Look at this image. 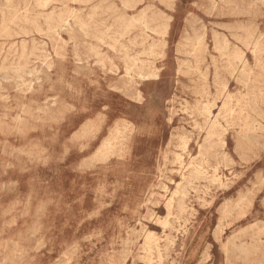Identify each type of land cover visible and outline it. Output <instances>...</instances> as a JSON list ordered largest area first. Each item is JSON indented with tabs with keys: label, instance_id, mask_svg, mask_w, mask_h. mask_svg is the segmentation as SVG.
Wrapping results in <instances>:
<instances>
[{
	"label": "rangeland",
	"instance_id": "374dc122",
	"mask_svg": "<svg viewBox=\"0 0 264 264\" xmlns=\"http://www.w3.org/2000/svg\"><path fill=\"white\" fill-rule=\"evenodd\" d=\"M46 1L0 0V264H264V0Z\"/></svg>",
	"mask_w": 264,
	"mask_h": 264
},
{
	"label": "bare ground",
	"instance_id": "6f19581e",
	"mask_svg": "<svg viewBox=\"0 0 264 264\" xmlns=\"http://www.w3.org/2000/svg\"><path fill=\"white\" fill-rule=\"evenodd\" d=\"M79 1V0H78ZM222 1V0H221ZM228 0H226V3H229V2H227ZM255 2V1H254ZM258 2V1H257ZM260 2H261V0H260ZM224 3V2H223ZM259 3V2H258ZM41 4H42V6L43 7H46L47 5H48V1H46V0H41ZM255 4V3H254ZM227 5V4H226ZM253 5V4H252ZM261 5V4H260ZM77 7V6H76ZM161 7V6H160ZM236 7H238V5L236 6ZM236 7H234V8H236ZM210 8V7H209ZM166 9V8H165ZM242 9H243V7H242ZM212 10H214V9H212ZM238 10V9H237ZM168 11V10H167ZM243 12H244V10H242ZM24 12V11H23ZM208 12V11H207ZM213 12V11H212ZM233 12V11H232ZM239 12V11H238ZM241 12V11H240ZM247 12H249V10L247 11ZM21 13V12H20ZM209 13V12H208ZM203 14H206V13H204L203 12ZM227 14V13H226ZM235 14V13H234ZM244 14V13H243ZM248 14V13H247ZM255 14V13H254ZM191 15V14H190ZM228 15V14H227ZM238 15V14H237ZM244 15H246V14H244ZM250 15H251V13H250ZM233 16V15H232ZM231 16V17H232ZM184 17V16H183ZM209 17V16H208ZM236 17V16H235ZM245 17V16H244ZM183 19V18H182ZM192 19V18H191ZM15 20V19H14ZM194 20V19H193ZM208 20V19H207ZM214 20V19H213ZM216 20V19H215ZM214 20V21H215ZM196 21V20H195ZM225 21V20H224ZM228 21H230V20H228ZM136 22H138V23H143V24H147L146 23V21H145V18H140L139 20H137ZM201 22H202V20H201ZM200 22V23H201ZM66 23H68V22H66ZM65 23V24H66ZM208 23V22H207ZM231 23V22H230ZM216 24V23H215ZM228 24V23H227ZM184 25V24H183ZM207 25V24H206ZM1 26V25H0ZM130 26L131 25H129V26H127L126 27V29H125V34L130 30L129 28H130ZM227 26V25H226ZM243 26V25H242ZM228 28V27H227ZM243 28V27H242ZM250 28V27H249ZM248 28V29H249ZM218 29V28H217ZM221 29V28H220ZM256 29V28H255ZM262 29V28H261ZM228 30H230V29H228ZM23 31V30H22ZM41 31V30H40ZM168 27H167V25H163V26H161L160 28H158L157 30H155V31H153V32H155L156 34H159V35H162V36H167V34H168ZM5 33V32H4ZM180 35V34H179ZM5 36V35H4ZM39 36V35H38ZM225 36V35H224ZM9 37V36H8ZM19 37V36H18ZM17 37V38H18ZM64 37V36H63ZM179 37V36H178ZM234 37V36H233ZM41 38V37H40ZM187 38V37H186ZM200 38V37H199ZM1 39V38H0ZM44 39V38H43ZM46 40V39H45ZM87 40V39H86ZM236 41H238V40H236ZM260 41V40H259ZM134 42V41H133ZM177 42V41H176ZM203 42H204V37H202V38H200L194 45H193V47H194V49H193V51L191 52V55L192 56H194V57H198V55H199V51H200V49H201V47H202V45H203ZM250 42H252V41H250ZM250 42H249V45H250ZM21 44H22V42H20ZM259 47H261L260 46V44H258L257 43V45H256V47L255 48H259ZM221 48V47H220ZM226 48V50H227V48L228 47H224L223 49H225ZM254 48V47H253ZM155 49H156V45H150V48H149V50H146V52L144 53V54H148V55H150V56H153L154 54H155ZM246 49V48H245ZM50 51V50H49ZM255 51H256V49H255ZM218 52V51H217ZM253 52V51H252ZM251 52V53H252ZM16 53V52H15ZM250 53V54H251ZM254 53V52H253ZM252 53V54H253ZM218 55V54H217ZM229 55V54H228ZM22 56V55H21ZM177 56V55H176ZM243 56V55H242ZM240 54H238V51H237V53H235L234 54V56H233V60H241V57H242ZM250 56V55H249ZM262 56V55H261ZM174 57V56H173ZM6 58V57H5ZM229 58H231V57H229ZM28 60V59H27ZM73 60V59H72ZM174 60V59H173ZM253 60V59H252ZM246 62H248V61H246ZM245 62V63H246ZM249 63V62H248ZM177 64V63H176ZM148 63H147V61L145 60V59H143V58H137V57H135V58H133V59H130V60H128L127 62H126V68H125V70H126V75L127 76H129L133 81H135V83L136 84H143V85H151V84H155L159 79H160V73L158 72V70H154V69H152V68H148ZM238 65H239V62H238ZM246 66V65H245ZM20 68V67H19ZM237 68V67H236ZM24 69V68H23ZM19 70V69H18ZM35 70V69H34ZM28 71V70H27ZM245 71V70H244ZM12 72V71H11ZM28 72H30V71H28ZM183 72V69L182 68H180L179 69V73L181 74ZM230 73V72H229ZM239 73H241V72H239ZM246 73V72H245ZM243 74V73H242ZM6 76V75H5ZM19 76V75H18ZM241 76V75H240ZM244 76H246V75H244ZM15 77V76H14ZM3 78H6L7 79V77H3ZM17 78V77H16ZM20 78V77H19ZM245 79V78H244ZM9 80V79H8ZM246 80V79H245ZM223 82V81H222ZM222 82H220V84L222 83ZM247 83V82H246ZM223 84V83H222ZM235 84V83H234ZM247 85V84H246ZM223 86H224V84H223ZM234 87V86H233ZM226 88V87H225ZM235 89V88H234ZM225 91V90H224ZM205 95V94H204ZM227 95H228V93H227ZM133 98H135L136 100H137V102H139V103H142L143 102V100H144V96H143V92L141 91V90H139V89H136L135 91H134V93H133ZM233 96V95H232ZM218 97V96H217ZM228 97V96H227ZM43 98V97H42ZM230 98V97H229ZM228 98V99H229ZM218 99H219V97H218ZM231 99V98H230ZM229 99V100H230ZM234 99V98H233ZM153 100V99H152ZM232 100V99H231ZM229 103V102H228ZM165 104H166V102H165ZM211 104H212V102H211ZM218 104H219V102H218ZM230 104H231V102H230ZM150 105V104H149ZM132 107L134 108V109H136V108H138L139 106H136V105H132ZM221 107V106H220ZM149 108V107H148ZM236 108V107H235ZM235 108L233 109V108H229V107H226V114L228 115V116H235V113H237L238 112V114H242L243 115V113H244V109H240L239 111H237V110H235ZM166 110V109H165ZM219 110V109H218ZM165 112V111H164ZM216 112V111H215ZM181 115V114H180ZM164 117V116H163ZM163 117H162V119H163ZM167 120V119H166ZM225 120V119H224ZM224 124H225V122H224ZM220 126V124H219V122H213L212 123V125L209 127V129H208V132L206 133L207 134V136H208V143L206 144V146L205 147H202V148H200V146H199V148L201 149V150H199L200 151V154H199V159L198 160H192L189 164H188V170H191L192 172H194L195 174H202V173H205V170H204V162H205V159L208 157V156H210L211 154H213L212 152H213V141H214V139H215V137L217 136V128H220L219 127ZM167 127V126H166ZM186 127V126H185ZM257 127V126H256ZM132 128H133V124H132V122H126L125 124H124V126H122L121 128H119V129H117L116 130V132L114 131V134L115 135H113V139H109L110 141L107 143V144H105L104 146H102V148H101V150L100 151H98V153L100 154V155H105L107 152H109L110 150H112V148H113V143H114V141H117L116 140V138H115V136L116 135H120V133L121 132H126V131H131L132 130ZM168 128V127H167ZM234 128H235V126H234ZM96 130V126H94V127H86L85 129H84V133L87 135V134H91L92 132H94ZM122 130H124V131H122ZM182 130V129H181ZM225 133V132H224ZM170 134V133H169ZM223 134V133H222ZM224 135V134H223ZM249 135V134H248ZM221 137V136H220ZM220 137H219V139H220ZM249 137H250V135H249ZM254 137V136H253ZM178 138V137H177ZM252 138V137H251ZM250 138V139H251ZM241 139V138H240ZM248 139V138H247ZM249 139V140H250ZM257 139H258V137H257ZM256 139V140H257ZM220 140H222V139H220ZM254 140H255V137H254ZM219 141V140H218ZM185 142V141H184ZM224 143V142H223ZM258 143V142H257ZM256 143V144H257ZM180 144H181V142H180ZM254 144V143H253ZM217 146H219V145H217ZM262 147H264V146H262ZM182 153L184 152V153H186L187 152V149H188V143H183V145H182ZM233 150V149H232ZM113 151V150H112ZM174 156H176V153H175V155ZM196 156V155H195ZM105 157V156H104ZM178 157V158H177ZM198 157V156H197ZM211 157V156H210ZM95 158V157H94ZM175 158H177L178 160H179V162H180V165H181V168L182 169H184L186 166H184V162H183V159H182V154H179V155H177ZM192 158H194V157H192ZM224 158H225V156H224ZM239 158V157H238ZM104 159V158H103ZM178 162V163H179ZM229 163V162H228ZM259 163V162H258ZM231 164V163H230ZM217 170V169H216ZM178 173H179V171H178ZM183 174V173H182ZM191 178V177H190ZM212 179V178H211ZM218 178H216V180H217ZM168 180V182H169V179H167ZM190 180V179H189ZM173 181V180H172ZM211 182H213V181H211ZM173 183V182H172ZM188 183H189V181H188ZM191 183V182H190ZM217 183V182H216ZM181 184V183H180ZM222 184V183H221ZM178 185H179V182H178ZM188 185V184H187ZM189 186V185H188ZM176 187V186H175ZM166 188V187H165ZM177 188V187H176ZM179 188V187H178ZM182 188H185V187H182ZM181 189V188H180ZM175 190V189H174ZM184 190V189H183ZM166 191V190H165ZM173 192H175V191H173ZM195 192V191H194ZM176 195H177V193H175ZM175 194H173V195H175ZM150 195H152V194H150ZM179 195H182V194H179ZM263 195V194H262ZM182 198H183V196H182ZM261 198V197H260ZM170 199H171V197H170ZM202 200V199H201ZM179 203V202H178ZM182 204V203H181ZM258 204V203H257ZM174 200L173 199H171L169 202H168V204H167V209H169V211L171 212L173 209H174ZM158 206V205H157ZM185 206V205H184ZM182 207V206H181ZM187 208V207H186ZM182 211V210H181ZM169 213V212H168ZM182 213H184V212H182ZM165 214V213H164ZM181 214V213H180ZM185 214V213H184ZM166 215V214H165ZM182 215V214H181ZM180 215V216H181ZM217 215V214H216ZM168 216V215H167ZM218 216V215H217ZM168 218H169V216H168ZM163 219L165 220V218L163 217ZM250 219V218H249ZM156 220V219H155ZM167 220V219H166ZM165 220V221H166ZM216 220V219H215ZM157 221H158V219H157ZM148 222V221H147ZM155 222V221H154ZM162 222V221H161ZM161 222H159V223H161ZM245 222H246V220H245ZM183 223H185V222H183ZM164 225H166V223L164 224ZM171 225V224H170ZM178 225V224H177ZM167 226H168V224H167ZM168 228V227H167ZM29 229V228H28ZM176 232H178V231H176ZM154 232H152V234H153ZM151 234V235H152ZM166 235V234H165ZM168 235V234H167ZM219 235V234H218ZM150 236V235H149ZM169 236V235H168ZM171 236V235H170ZM156 237L157 236H155L154 238V241L156 240ZM148 238V237H147ZM147 238H145V239H147ZM169 238V237H168ZM215 238V237H214ZM143 240V239H142ZM157 240H158V238H157ZM170 240H171V238H170ZM147 241V240H146ZM249 241V240H248ZM148 242V241H147ZM149 242H151V239L149 240ZM155 242H158V241H155ZM170 242V241H169ZM222 242V241H221ZM233 242V241H232ZM170 243H172V242H170ZM127 244V243H126ZM132 244V243H131ZM149 244V243H148ZM155 244V243H154ZM241 244V243H240ZM125 245V244H124ZM146 245V244H145ZM167 248V247H166ZM171 248V247H170ZM169 248V249H170ZM158 249V248H157ZM127 250V249H126ZM72 251H74L73 249H72ZM150 251V250H149ZM152 251V250H151ZM220 251V250H219ZM228 252V255H229V257H230V251L228 250L227 251ZM128 253V252H127ZM149 253V252H148ZM221 253H222V251H221ZM125 255V254H124ZM159 255V254H158ZM203 255V254H202ZM225 255V254H224ZM160 256V255H159ZM158 256V257H159ZM151 257V256H150ZM206 256H204L203 258H205ZM241 257L245 260V261H247L248 260V258H249V251H242L241 252ZM162 258V257H161ZM161 258H160V260H161ZM6 259V258H5ZM159 259V258H158ZM146 260H147V258H146ZM151 260V259H150ZM147 261V262H151V261ZM5 261H7V259L5 260ZM145 261V260H144ZM207 261V260H206ZM160 262H162V261H160ZM11 263H13V261L11 262ZM148 264H150V263H148ZM153 264V263H152ZM157 264H159V263H157ZM212 264V263H211Z\"/></svg>",
	"mask_w": 264,
	"mask_h": 264
}]
</instances>
